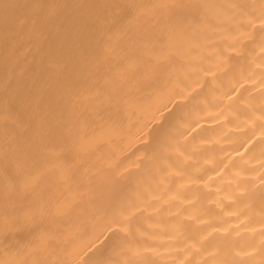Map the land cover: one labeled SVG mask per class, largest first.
I'll list each match as a JSON object with an SVG mask.
<instances>
[{"label":"bare ground","instance_id":"bare-ground-1","mask_svg":"<svg viewBox=\"0 0 264 264\" xmlns=\"http://www.w3.org/2000/svg\"><path fill=\"white\" fill-rule=\"evenodd\" d=\"M0 264H264V0H0Z\"/></svg>","mask_w":264,"mask_h":264}]
</instances>
